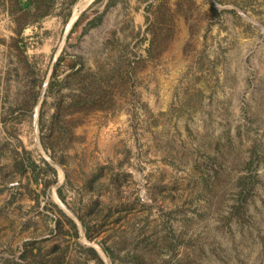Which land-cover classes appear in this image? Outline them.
Wrapping results in <instances>:
<instances>
[{
  "label": "rangeland",
  "instance_id": "374dc122",
  "mask_svg": "<svg viewBox=\"0 0 264 264\" xmlns=\"http://www.w3.org/2000/svg\"><path fill=\"white\" fill-rule=\"evenodd\" d=\"M33 1L0 0V264H264V0H159L149 54L159 1Z\"/></svg>",
  "mask_w": 264,
  "mask_h": 264
},
{
  "label": "trees",
  "instance_id": "16d2710c",
  "mask_svg": "<svg viewBox=\"0 0 264 264\" xmlns=\"http://www.w3.org/2000/svg\"><path fill=\"white\" fill-rule=\"evenodd\" d=\"M14 1L17 3L18 6H20L19 9L22 12V14L27 12V9L22 7L21 0H14ZM155 1L158 2L159 0H155ZM26 2H27L28 8H29L30 5H33V7H34V5H36V3H34L33 0H26ZM158 3L159 4H157L154 7V9H153V11L151 13L152 18H151V20L149 22V25H148V28L150 29V31H148V32L151 35V39L148 42V49L146 50L148 54L156 46L155 45V36H154V31L155 30H152V29H154V28L157 29V24H159V23H161L162 21L165 20V19L163 20V14H162L163 13V5L160 4V1ZM108 6H109V4H106L105 7H108ZM46 14H47V12H43L42 16H44ZM97 20L99 21L100 17H97ZM146 20H148V19L146 18ZM75 25L76 24H74V26ZM73 75L76 76V74H73ZM52 77L54 79H56V75H54V73L52 74ZM66 80H67V76L65 78H63L62 80H56L55 83L57 85H62L64 82H66ZM90 95L94 96V94H90ZM87 96L88 95H85V97H87ZM85 97L82 96V98H81L80 94H78L75 97V99H74L75 101L72 100L66 106H62V105H60V103H57L55 105V108H54V113H53V115L51 117V131H52L53 126L55 124H58L59 121L63 122L64 118L69 117V116H74V114H78V113H81L82 111H85L86 109H89L88 107L84 106V105H87L85 103ZM88 98H90V97L88 96ZM80 104H81V106H80ZM90 105H92L91 107L96 108L93 104H90ZM41 144H42V142H41ZM43 147L45 149L51 150V148H46L47 146L44 145V144H43ZM31 166L34 167L33 164H31ZM52 171H53V169H52ZM70 224H71L72 228H74V224L72 222H70ZM88 250L91 251V253L93 254V257L96 259V262H98L99 264H102V262L99 260L97 254L94 252V250L91 249V248L88 249Z\"/></svg>",
  "mask_w": 264,
  "mask_h": 264
},
{
  "label": "water",
  "instance_id": "95a60500",
  "mask_svg": "<svg viewBox=\"0 0 264 264\" xmlns=\"http://www.w3.org/2000/svg\"><path fill=\"white\" fill-rule=\"evenodd\" d=\"M27 3L25 1L22 2V6L26 7Z\"/></svg>",
  "mask_w": 264,
  "mask_h": 264
}]
</instances>
